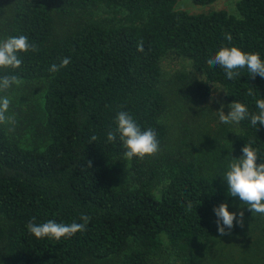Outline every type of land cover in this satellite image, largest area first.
Returning <instances> with one entry per match:
<instances>
[{
  "label": "trees",
  "instance_id": "1",
  "mask_svg": "<svg viewBox=\"0 0 264 264\" xmlns=\"http://www.w3.org/2000/svg\"><path fill=\"white\" fill-rule=\"evenodd\" d=\"M3 1L0 12L9 13L6 37L25 35L37 50L20 53V68L0 69V76L48 79L42 109L49 142L43 149L22 147L0 125V246L8 264H82L126 250L124 264H145L160 249L161 234L182 261L197 263L198 248L210 241L216 225L214 207L227 202L233 212L236 197L229 196L217 174L165 150L160 60L168 52L191 60L196 72L223 87L227 102L258 112L264 78H250L245 68L228 79L207 60L222 46L258 52L264 60V0H237L238 15L225 10L191 14L176 9V0ZM99 5L124 11V21L55 27ZM226 34L232 36L230 44ZM63 58L69 65L50 71ZM208 91L199 82L193 93L204 97ZM120 111L142 131L154 130L159 141L154 155L128 159L137 187H118L110 175V163L126 158L119 136L107 139ZM239 128L232 157H241L250 144L258 150V163H264V125L245 119ZM157 177L166 180L159 196L149 189ZM82 214L90 217L86 230L71 238L37 239L27 230L32 218L38 224L83 223Z\"/></svg>",
  "mask_w": 264,
  "mask_h": 264
},
{
  "label": "rangeland",
  "instance_id": "2",
  "mask_svg": "<svg viewBox=\"0 0 264 264\" xmlns=\"http://www.w3.org/2000/svg\"><path fill=\"white\" fill-rule=\"evenodd\" d=\"M237 0H215L209 4H194L191 0H176L175 8L187 13H208L214 10H225L229 14L238 15ZM0 3H4L0 0ZM125 12L110 9L103 5L77 13L65 25H55L56 28H76L86 23H96L100 26H110L122 23ZM7 10L0 12V40L6 37ZM160 89L165 95L167 109L161 116V122L167 128V140L164 144L168 152L179 153L191 160L200 170L217 174L222 180L232 159V147L240 128L239 124H223L218 112L224 106L225 115L231 104L225 99L223 87L209 82L196 72L191 60L168 52L160 60ZM19 86L13 85L7 92L11 100L8 111L14 116L12 125H2L11 139L22 147L43 149L49 142V136L44 131L45 114L42 109L44 93L48 79L23 80ZM199 82H205L208 93L197 97L193 91ZM11 129V130H9ZM113 183L118 187H137L128 159L115 160L109 165ZM166 180L157 177L149 189L159 196ZM248 205L236 197L231 210L235 213L244 212L243 227L234 221L230 234L220 236L217 224L210 241L198 248L197 263L182 261L170 247L167 238L161 234V247L152 253L145 264H264V214L250 212ZM239 218V217H238ZM228 232V229H225ZM198 245V244H197ZM128 250L119 255L104 260H91L82 264H124V256ZM0 264H8L4 248L0 246Z\"/></svg>",
  "mask_w": 264,
  "mask_h": 264
},
{
  "label": "clouds",
  "instance_id": "3",
  "mask_svg": "<svg viewBox=\"0 0 264 264\" xmlns=\"http://www.w3.org/2000/svg\"><path fill=\"white\" fill-rule=\"evenodd\" d=\"M226 40L229 44L232 42V36L226 34ZM29 50L36 51L34 43L30 44L25 35L11 36L0 40V69L12 68L18 69L22 64L19 58L20 53H26ZM138 50L143 51L142 43L138 45ZM70 63L69 58H63L59 65L53 64L50 71L57 72L60 68L67 67ZM210 67H221L228 79H234L240 75L241 69H247L250 78L255 79L258 75L264 78V60L261 59L258 52H243L238 47L222 46L207 60ZM22 81L16 76H0V93L7 92L13 85L19 86ZM248 95H253L249 91ZM258 112L249 113L245 104L235 101L228 105L230 111L227 115L224 113V106L218 112L219 120L223 124H239L245 119H250L253 126L264 125V98L256 100ZM11 100L7 95H0V125H12L15 118L8 114ZM116 129L107 134L109 142H113L119 136L123 147L126 149L127 159L133 157L144 158L158 152L159 141L154 130L147 129L142 131L126 111H120L116 116ZM11 130V129H9ZM95 141L97 138H91ZM242 156L231 159L228 164V170L224 175V181L230 197H238L239 200L248 205V211L258 214H264V163H258V150L250 144L242 148ZM90 164V162H89ZM191 208V204L188 205ZM227 202L214 207L213 212L217 217V231L220 236L230 234L234 227V221L237 225L243 227L244 212H230ZM239 217V218H238ZM80 220L83 223L72 222L56 223L49 220L44 223H36L35 218L27 224V230L37 239L51 238L60 240L61 238H71L79 232L86 230L90 217L82 214ZM228 229V232L225 231Z\"/></svg>",
  "mask_w": 264,
  "mask_h": 264
}]
</instances>
